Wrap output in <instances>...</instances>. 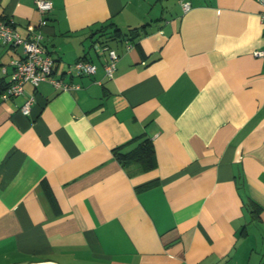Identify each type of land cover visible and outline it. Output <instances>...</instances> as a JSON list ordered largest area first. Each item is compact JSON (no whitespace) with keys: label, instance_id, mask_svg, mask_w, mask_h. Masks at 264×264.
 I'll return each mask as SVG.
<instances>
[{"label":"crops","instance_id":"1","mask_svg":"<svg viewBox=\"0 0 264 264\" xmlns=\"http://www.w3.org/2000/svg\"><path fill=\"white\" fill-rule=\"evenodd\" d=\"M35 1L0 14L40 30L52 76L77 87L0 96V264H264V6ZM95 42L119 55L112 78ZM19 54L0 41L6 81ZM80 58L93 74L67 73ZM140 136L154 166H122L114 149Z\"/></svg>","mask_w":264,"mask_h":264},{"label":"built area","instance_id":"2","mask_svg":"<svg viewBox=\"0 0 264 264\" xmlns=\"http://www.w3.org/2000/svg\"><path fill=\"white\" fill-rule=\"evenodd\" d=\"M264 6V0H258ZM183 11L190 8V0H181ZM36 8L40 11H47L51 7L49 0H36ZM262 22H264V12L260 14ZM45 19H42L39 25H44ZM28 36L23 37L13 26V18H1L0 16V41L8 44L12 48L21 47V54L9 60L11 67L10 84L1 94V98H9L23 94L24 84L29 82L33 86L38 85L42 81H48L59 89H70L77 87L52 76L54 59L47 53L41 44V31L35 29L34 26L28 25ZM94 49L102 54L106 52L104 59V73L107 78H112L116 70V64L119 59L118 53L108 46L95 42ZM130 47V46H128ZM254 56L264 55V49H254ZM96 70V65L87 59H78L68 65L67 73L70 75H90ZM34 103V95L30 94L20 106L23 114H28L32 104Z\"/></svg>","mask_w":264,"mask_h":264},{"label":"trees","instance_id":"3","mask_svg":"<svg viewBox=\"0 0 264 264\" xmlns=\"http://www.w3.org/2000/svg\"><path fill=\"white\" fill-rule=\"evenodd\" d=\"M1 18L8 19L9 15L0 14ZM13 26L15 28V21L13 19ZM136 30V28L130 29V31ZM120 30L115 28L112 31V36H119ZM28 36V34H27ZM26 36V37H27ZM10 84L9 81H6L4 77H0V96L6 87ZM133 141L138 140L137 144L130 148L127 151H122L121 149L125 147L126 144L119 146L114 149V154L116 159L120 162L122 166H127L131 162L138 163L143 170L150 169L155 164V155L152 142L143 136L132 139Z\"/></svg>","mask_w":264,"mask_h":264},{"label":"rangeland","instance_id":"4","mask_svg":"<svg viewBox=\"0 0 264 264\" xmlns=\"http://www.w3.org/2000/svg\"><path fill=\"white\" fill-rule=\"evenodd\" d=\"M27 83H29V82H27ZM26 84V83H25Z\"/></svg>","mask_w":264,"mask_h":264}]
</instances>
